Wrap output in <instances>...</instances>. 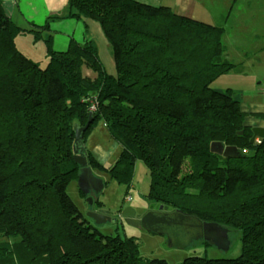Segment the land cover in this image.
<instances>
[{
  "label": "trees",
  "instance_id": "1",
  "mask_svg": "<svg viewBox=\"0 0 264 264\" xmlns=\"http://www.w3.org/2000/svg\"><path fill=\"white\" fill-rule=\"evenodd\" d=\"M65 6L64 14L31 23L34 30L19 26L0 0V264H168L144 257L134 237L97 231L69 197L80 169L73 128L90 114L83 143L101 120L121 148L108 166L86 148L93 171L129 187L141 160L148 199L216 223L228 237L239 234L237 257L191 256L177 264H264V138L251 144L234 91L211 87L234 66L225 59L224 27L138 0ZM66 18L85 29L88 20L99 23L115 74L104 69L92 39L71 37L64 50L54 48L51 23ZM30 32L36 39L47 32L44 68L16 47ZM251 115L264 122L263 112ZM212 142L236 146L239 156L213 153Z\"/></svg>",
  "mask_w": 264,
  "mask_h": 264
},
{
  "label": "rangeland",
  "instance_id": "2",
  "mask_svg": "<svg viewBox=\"0 0 264 264\" xmlns=\"http://www.w3.org/2000/svg\"><path fill=\"white\" fill-rule=\"evenodd\" d=\"M209 1L212 2L210 4L211 8L217 11L223 5L217 4L216 1L213 2L214 0ZM253 1L256 0H251V2ZM231 4L233 7L228 19L225 21L222 38L226 47L225 59L233 63L234 66L231 67L227 74L213 81L211 87L217 91L232 89L240 101L241 109L247 113L245 122L247 124H257V121H262L251 115L253 112H250L246 104H249L251 109H258L256 104L264 102V86L262 85L264 80V15L262 20L259 13L257 15L256 13L253 14L255 11L253 10L254 4L251 5L247 0H234ZM256 11H263V7L256 9ZM60 13H63V10ZM22 17L17 10L14 11L13 20L19 26L24 28H30L31 26L34 30H39L35 25L27 24ZM255 21H263V26H255ZM86 29V31H83L85 29L84 25H82L80 31H83V33L81 34L85 38L96 42L99 59L104 69L110 74H115L112 48L99 23L95 20H88ZM51 34L53 35L52 32ZM59 34L64 33L61 32ZM46 36L47 32H43L42 38L36 39L35 34L30 32L19 35L15 39L16 47L30 59L37 62L41 68H44L47 64L44 41ZM61 38L63 37L59 35L57 39L58 47L63 45L60 41ZM77 40L80 39L77 38ZM85 73L93 75L87 69H85ZM95 110L96 105L93 111ZM95 145L100 151L109 155L108 159L105 157L102 163L106 166L115 161L121 150L120 146L111 139L101 120L95 121L93 128L86 134L85 142L83 143L85 149L87 147L95 148ZM102 157L104 155L96 151V158L100 159ZM184 170H186V167ZM94 174H97L100 178L103 177L104 182V187L100 192L90 194L99 203L90 204L87 201V196L82 193L83 196L78 188L77 180L71 181L67 185L66 191L83 217L100 233L118 235L121 238L134 237L139 246V251L144 257L148 259H164L168 264H177L191 256L234 258L240 254L241 241L238 233H233L228 237V249L226 250L219 248L213 243L207 245L205 240L200 238L193 240L183 248H177L169 245L165 235L149 232L141 226L128 224L126 216L122 215L127 208L135 211L136 218L151 210L165 209L163 205L152 202L146 196L149 189V173L143 161H135L132 182L129 187L109 179L105 174L103 175L96 171ZM105 181L107 182L106 184ZM88 210L105 213L111 217V220L96 224L88 216Z\"/></svg>",
  "mask_w": 264,
  "mask_h": 264
},
{
  "label": "water",
  "instance_id": "3",
  "mask_svg": "<svg viewBox=\"0 0 264 264\" xmlns=\"http://www.w3.org/2000/svg\"><path fill=\"white\" fill-rule=\"evenodd\" d=\"M92 121L91 114L84 126H74L73 159L78 163L80 169L77 176L79 190L86 195L87 201L92 204L91 193H98L104 187L103 179L94 174L93 169L88 165L86 149L83 146V133ZM252 136L249 142L252 144L256 137L264 138V126H252ZM242 133L241 131L239 132ZM210 150L213 153L222 155L225 158L238 157L236 146H225L220 142H212ZM122 215L126 216L128 224L141 226L145 230L160 235H165L169 245L183 248L193 240L203 239L209 241L221 249H228L227 229L216 223L203 222L196 216L187 215L181 211L151 210L141 217H135V211L131 208L124 210ZM88 216L96 224L110 221L111 217L105 213L95 210H88Z\"/></svg>",
  "mask_w": 264,
  "mask_h": 264
},
{
  "label": "crops",
  "instance_id": "4",
  "mask_svg": "<svg viewBox=\"0 0 264 264\" xmlns=\"http://www.w3.org/2000/svg\"><path fill=\"white\" fill-rule=\"evenodd\" d=\"M4 4V9L8 16L13 19L14 11L17 10L21 16H23V20L31 25L34 23L36 25H41L45 22L46 18L49 15H62L65 13V4L66 0H2ZM47 1V2H46ZM143 3H147L150 5H164L170 7L176 14L183 15L189 17L191 19L201 21L211 25H222L225 27V21L228 19L231 10H232V2L234 0H214L213 2H217V4H223L219 11L212 9L210 4L211 1L206 0H138ZM251 5L254 4L253 12L259 13L262 20L264 15V0H256L251 2V0H247ZM230 4V5H228ZM263 7V11H256V9ZM63 10V13H60ZM252 14V15H253ZM83 24L81 22L73 20V19H57L51 23L50 30L53 33V46L56 50H64L69 43V39L79 38L80 40L84 39L85 37L81 34L83 31H80ZM255 26H263V21H255ZM63 32L64 34H59ZM61 35V43L62 46L58 47L57 39ZM226 41V40H225ZM258 58V57H257ZM260 78V77H258ZM264 86V80L262 82ZM259 95V94H257ZM258 109H251L249 104H246V107H249L250 112H263L264 113V102H259L256 104ZM248 125L252 126H264V122L257 121V124L248 123ZM96 146V145H95ZM87 147V146H86ZM88 148V147H87ZM91 153L93 157L99 162L103 163L105 157L108 159L107 154L100 151V149L96 146L95 148L90 147ZM96 151H99L101 154L104 155L102 158H96ZM95 173V171H94ZM97 175V174H95ZM98 176V175H97ZM99 177V176H98ZM103 178V177H102Z\"/></svg>",
  "mask_w": 264,
  "mask_h": 264
},
{
  "label": "built area",
  "instance_id": "5",
  "mask_svg": "<svg viewBox=\"0 0 264 264\" xmlns=\"http://www.w3.org/2000/svg\"><path fill=\"white\" fill-rule=\"evenodd\" d=\"M94 108H95V107H92V110H93ZM254 141H255V142H259V141H260V138L257 137ZM243 152H246V150H243Z\"/></svg>",
  "mask_w": 264,
  "mask_h": 264
},
{
  "label": "flooded vegetation",
  "instance_id": "6",
  "mask_svg": "<svg viewBox=\"0 0 264 264\" xmlns=\"http://www.w3.org/2000/svg\"><path fill=\"white\" fill-rule=\"evenodd\" d=\"M162 210L164 211V208Z\"/></svg>",
  "mask_w": 264,
  "mask_h": 264
}]
</instances>
